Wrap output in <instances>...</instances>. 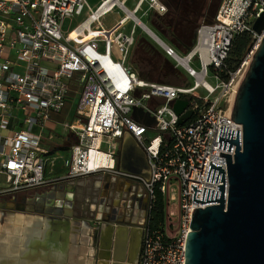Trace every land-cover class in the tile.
Masks as SVG:
<instances>
[{
  "label": "built area",
  "instance_id": "obj_1",
  "mask_svg": "<svg viewBox=\"0 0 264 264\" xmlns=\"http://www.w3.org/2000/svg\"><path fill=\"white\" fill-rule=\"evenodd\" d=\"M124 1L102 0L92 9L87 0H0V177L7 184L0 187V198L77 177L119 174L120 142L130 134L149 164L147 177L135 176L153 205L158 194L164 204L163 221L144 231L137 264H186L193 211L215 204L194 202L191 185L197 184L201 199L204 187L217 190L223 184L205 181L210 161L222 165L228 179L220 152L233 157L236 146L218 148L222 125L240 130L242 141L243 126L231 119L230 108L263 37L253 25L264 12V0H221L214 21L201 24L183 56L162 40L164 53L176 61L174 68L195 78L191 87L180 85L184 81L150 82L128 66L138 18ZM148 1L159 14L167 11L159 0ZM116 7L127 17L106 28L102 18ZM85 10L87 17L64 34V21ZM128 17L135 22L129 32L123 29ZM241 33H249L253 44L232 71L227 59ZM210 71L215 86L207 81ZM201 88L207 94H200ZM179 98H187L186 111L193 112L183 125L172 106ZM73 101V118L62 123L73 136L71 157L57 176L59 158L52 154L60 148L52 117ZM136 109L149 112L155 123L145 124Z\"/></svg>",
  "mask_w": 264,
  "mask_h": 264
},
{
  "label": "water",
  "instance_id": "obj_2",
  "mask_svg": "<svg viewBox=\"0 0 264 264\" xmlns=\"http://www.w3.org/2000/svg\"><path fill=\"white\" fill-rule=\"evenodd\" d=\"M138 22L158 43L163 44L147 25ZM253 29L260 35L263 33V37L230 108L231 119L243 126L242 141L240 130L222 125L217 139L218 148L232 151L233 144L236 146L233 157L220 152V156L226 157L227 183L222 165L210 161L205 181H223V184L218 185L217 190L204 187L201 199L196 198L200 192L197 184L191 185L194 202L215 204L193 211L191 231L186 241V264H264V12L255 21ZM172 106L180 117L179 125L191 119L193 112L186 111L189 106L187 98H179L172 102ZM136 111L144 114L145 124L155 123L149 112ZM135 152L146 157L140 147L124 144L118 151V167L124 175L147 177V173L134 170L132 157ZM103 234L100 246L104 254L102 264L121 262L116 254L112 255L119 249L116 245L118 232L109 226ZM122 249H125L124 243Z\"/></svg>",
  "mask_w": 264,
  "mask_h": 264
},
{
  "label": "crops",
  "instance_id": "obj_3",
  "mask_svg": "<svg viewBox=\"0 0 264 264\" xmlns=\"http://www.w3.org/2000/svg\"><path fill=\"white\" fill-rule=\"evenodd\" d=\"M125 1L129 2V0ZM134 2L132 8L126 6L132 12L140 11L146 1L135 0ZM137 7H140V9L136 10ZM115 9L119 8L116 7ZM130 22L132 25L135 24L132 19H130ZM129 29L126 31L129 32ZM70 108L71 106L67 104L61 114L53 115L52 122L57 124L56 131L60 124L66 120L70 113ZM65 133L67 136L64 144L59 145V143H56L60 149L63 146L64 148H70V143L73 141V136L66 131ZM124 144L135 148L137 146L140 147L130 134L124 135L120 142L119 150ZM145 158L135 152L132 157L134 167L137 166L139 160ZM141 171L149 174V169ZM64 172L62 164L61 168L57 169L56 174L61 176ZM110 175L115 174L103 172L67 180L64 184L60 182L51 187L35 188L16 193L23 194V197L27 200L35 199L37 194L47 195L43 201L54 204L53 209L49 211L16 208L13 203L14 200H9L6 203L1 202V216L5 220V225L0 227V264H94L95 260L102 254V251L93 240L95 225L89 224L87 220L83 219L91 214L85 213L84 210H77L75 205H71V202L74 196L77 201V194L84 188L89 187L88 184L92 185L94 183L98 187ZM97 192H99V188H97ZM48 195H52V197ZM100 216L101 213L98 212L96 218ZM102 224L104 230L108 229L109 226L111 229H115L111 223L102 222ZM13 226L17 227V229L13 230ZM11 229L12 231H10ZM15 231V235L11 233ZM17 231L19 232L17 233Z\"/></svg>",
  "mask_w": 264,
  "mask_h": 264
},
{
  "label": "rangeland",
  "instance_id": "obj_4",
  "mask_svg": "<svg viewBox=\"0 0 264 264\" xmlns=\"http://www.w3.org/2000/svg\"><path fill=\"white\" fill-rule=\"evenodd\" d=\"M87 1L92 9H96L102 0ZM134 1L135 0H129V2L125 1V6L132 8L135 3ZM145 1L146 2H144L140 11L135 14L138 20L147 25L148 28L151 29L161 40L166 42L170 47L174 48L179 56L185 55L187 47L194 43V39L197 36V31L201 24L214 21L216 12L218 11V7L221 3V0H165L168 4L167 5L163 2V0H159L167 7V11L163 14V21L171 27L174 38L170 40L165 37V35L158 29V26H156L155 23H153V20L150 19V14L152 13L151 11L154 9H151L150 1ZM87 15L88 11L85 10L81 15L75 14L71 17H68V19L64 21V34H67L69 31L75 29L77 25L87 17ZM125 15V11L123 12L120 9H115L102 18V23L104 22L103 24L106 26V28H110L114 26L118 20L127 17ZM128 19L132 18L128 17ZM129 28H132V23L130 20L125 26H123L124 30L128 31ZM127 58L128 66H130L134 71H137L140 77L150 82H158V72L161 70L159 74L163 78L164 82L171 81L179 84L184 81V83L180 85L187 87L194 86L195 84V78L188 76L182 67H179V69L174 68L176 61L166 56L161 44L158 43V41L155 40L147 31H145L139 23L137 24L136 28L135 44L133 45ZM137 60L145 64L146 71L144 73H140L137 70L134 63ZM192 65L197 70L199 69V64L197 61H194ZM24 67L25 65L23 64L22 69H24ZM211 74L212 71H210V76L207 77V81L212 86H215L217 82L211 77ZM183 76L187 77V80H185ZM198 91L200 94H207L203 88L199 89ZM73 102L74 103L71 106L72 108H70V113L68 114L65 121H70L73 118L74 107L76 103L75 101ZM66 136L67 134L65 133L62 124H60L56 131V143L63 145L64 140H66ZM52 156L59 158L56 169H60L62 164L64 165L65 161L70 159L71 150L70 148H64L63 146V148L57 150L54 154H52ZM88 185V189L84 188L77 194L78 199L75 203V207L79 211L84 210V208L87 206L88 203L86 202V199L92 200V198L95 197L94 195H91V184ZM1 186L5 188L7 187V184L0 177V187ZM1 213L2 212L0 210V227H3L5 225V220L1 216ZM86 217L83 219L89 220Z\"/></svg>",
  "mask_w": 264,
  "mask_h": 264
},
{
  "label": "flooded vegetation",
  "instance_id": "obj_5",
  "mask_svg": "<svg viewBox=\"0 0 264 264\" xmlns=\"http://www.w3.org/2000/svg\"><path fill=\"white\" fill-rule=\"evenodd\" d=\"M149 164L147 156L143 160L137 162L134 170H148ZM89 188V187H88ZM87 188V189H88ZM99 188V192H97ZM90 190L95 197L92 200L86 199L88 203L84 208L85 213H90L88 218L89 224H93V240L96 246L100 248L103 244L104 227L102 222L113 224L118 232L117 253L116 257L121 258V262L117 264H137L140 258L142 249V239L144 231L148 226L157 224L161 221L160 208L151 203L150 197L147 195L139 178L134 174L124 175L123 173L110 175L106 177L102 184L98 187L92 183ZM106 191V194H105ZM89 193V192H88ZM90 194V193H89ZM23 194H12L0 198L1 202L14 200L16 208L33 209V210H52L54 204L51 202L45 203L43 199L47 197L44 194H37L35 199L27 200ZM89 196V195H88ZM74 196L71 205L76 203ZM92 212H94L92 214ZM101 213L99 218H96L97 213ZM161 223V222H160ZM85 225V224H84ZM123 243L125 249L123 250ZM104 255L103 252L101 254ZM96 259L94 264H101L103 258ZM99 261H101L99 263Z\"/></svg>",
  "mask_w": 264,
  "mask_h": 264
},
{
  "label": "trees",
  "instance_id": "obj_6",
  "mask_svg": "<svg viewBox=\"0 0 264 264\" xmlns=\"http://www.w3.org/2000/svg\"><path fill=\"white\" fill-rule=\"evenodd\" d=\"M164 3L167 4V2L165 0H163ZM168 5V4H167ZM152 13L150 14V19L153 20V23H155L156 26H158V29L165 35L166 38L168 39H173V34L171 31V27L170 25L168 26L167 23H165L163 21V14H159L158 12H156L155 10L151 11ZM196 41V37L194 39ZM233 44L231 47V51L229 54V57L227 59V66L230 70H236L237 67H239L241 61L243 60L244 56L246 55L247 51L251 48L252 44H253V38L249 33H241L239 35H237L235 37V39H233ZM194 43L191 46L187 47V50H190L192 48V46L195 44ZM136 65L137 70L140 73H144L146 71V67L145 64L140 62L139 60L134 62ZM161 70H159L158 72V82H164L163 78L160 76ZM163 73V72H162ZM161 73V75H162ZM142 78V77H141ZM166 82H170L171 81H165L164 84ZM156 201L155 204L160 208V215H161V221H163L164 218V204H163V198L161 196V194H158V196H156ZM152 224L151 227L153 228H157V226L160 224Z\"/></svg>",
  "mask_w": 264,
  "mask_h": 264
},
{
  "label": "bare ground",
  "instance_id": "obj_7",
  "mask_svg": "<svg viewBox=\"0 0 264 264\" xmlns=\"http://www.w3.org/2000/svg\"><path fill=\"white\" fill-rule=\"evenodd\" d=\"M142 1V0H141ZM144 1V0H143ZM141 3V2H140ZM138 9H140V7H137V9L136 10H138ZM135 12V11H134ZM134 12H132V13H134ZM136 12H139V11H136ZM137 14V13H136ZM103 161H106V159L105 158H103ZM12 227V226H11ZM6 229V228H5ZM13 230L15 229H17V227H15V226H13V228H12ZM12 229L10 230V231H12ZM19 231H17V233H18ZM11 233H13L14 235H15V233H16V231L15 232H11ZM9 237H10V234H9ZM14 240H15V238H14Z\"/></svg>",
  "mask_w": 264,
  "mask_h": 264
}]
</instances>
